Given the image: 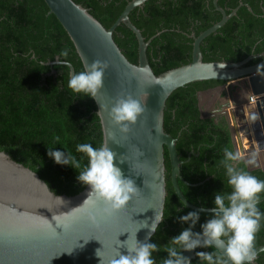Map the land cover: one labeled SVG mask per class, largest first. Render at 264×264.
I'll use <instances>...</instances> for the list:
<instances>
[{"label": "trees", "instance_id": "16d2710c", "mask_svg": "<svg viewBox=\"0 0 264 264\" xmlns=\"http://www.w3.org/2000/svg\"><path fill=\"white\" fill-rule=\"evenodd\" d=\"M75 1L88 7L109 28L130 0ZM240 2L245 5L237 14L202 42L204 61H240L264 51V0H219V5L230 13ZM49 10L45 0H0V149L36 171L56 193L75 195L86 187L78 175L88 164V157L77 151V145L89 143L99 148L103 144V132L95 100L68 87L70 69L61 64H42L59 57L72 63L75 73L84 71L70 36ZM130 18L146 40L161 31L147 48L149 63L158 75L189 63L193 51L190 34H200L218 22L222 14L213 0H148L143 7L135 8ZM113 36L126 57L137 63L138 40L133 31L121 24ZM64 49L69 50L67 57L60 55ZM260 60L254 58L249 64ZM52 69L57 75L45 76ZM247 91V85L241 81L205 80L178 88L167 100L164 127L174 137L180 133L176 147L183 161L182 177L191 184L209 178L201 185L178 179L185 197L197 206L215 207L216 194L226 196L232 191L222 161L224 149L235 151V146L223 110L229 98L236 104L246 103ZM210 107L214 108L211 111L214 114H205ZM50 148L71 153L81 162V168L56 163L48 155ZM165 157L164 220L148 241L160 248L152 254L156 264H163L168 258L165 248L179 250V246L169 244L189 227L179 217L195 211L187 208L174 190L167 148ZM245 170L264 180V154L263 159L258 154L257 166H247ZM258 208L264 213V201ZM210 218L211 213H201L193 231L202 232L201 225ZM259 245H264V220L257 233L256 247ZM197 251L214 249L200 247ZM256 261L264 264V251ZM191 264L207 262L197 256Z\"/></svg>", "mask_w": 264, "mask_h": 264}, {"label": "water", "instance_id": "95a60500", "mask_svg": "<svg viewBox=\"0 0 264 264\" xmlns=\"http://www.w3.org/2000/svg\"><path fill=\"white\" fill-rule=\"evenodd\" d=\"M147 1L130 0L118 19L106 28L88 7L75 0H45L49 12L57 17L70 36L84 70L85 60L88 64L95 60L109 64L104 87L94 99L102 126L103 143L108 142L109 147L117 153L116 163L125 177L135 181L140 192L125 210L94 223L83 214V207L87 205L79 207L89 194L88 185L75 195L58 194L36 171L0 149V264H101L102 258L106 260L115 253L113 246L118 243V239L126 241L131 233L135 234L141 227L139 222L144 221H147L149 227L141 228L136 238L141 243L148 242L146 237L156 214L164 218L167 197L166 148L171 164L172 184L179 199L187 208L199 211L200 214L211 213L213 207L197 206L181 191L178 179L186 184L191 183L181 174L183 161L176 147L180 133L174 137L164 127L168 98L175 90L187 84L205 80H237L245 83L249 100L236 104L229 98L223 113L232 133L235 150L239 149L246 156L257 152L263 159L264 51L240 61H204L201 49L204 39L216 33L245 4L240 2L227 13L219 5V0H213L222 18L200 34L193 32L190 35L193 38L192 60L157 75L149 63L147 48L161 31L146 40L142 30L130 18V13L137 7H143ZM246 6L252 11L250 5ZM121 24L136 35L137 63L126 57L114 39V32ZM254 58L261 60L249 64ZM57 60L60 58L42 64L58 65ZM71 65L70 72L75 73V67ZM47 75H57V72L52 69ZM120 93H131L141 99L147 108L127 133L114 125L108 112L101 108V105H108L110 110L113 98ZM226 94L229 95V90H226ZM252 96L255 97L253 101L250 99ZM231 113L239 116L238 122H234L236 129L231 121ZM246 114L249 118L255 114L257 120H248ZM137 148L143 152L139 158L135 154ZM120 155H125L128 161L120 164ZM206 180L191 185H201ZM199 248L183 251L182 254L192 262ZM261 249H264V245L257 246L258 255L263 252ZM97 250L101 257L97 255ZM120 251L127 254L126 247L120 248ZM256 260L253 264H258Z\"/></svg>", "mask_w": 264, "mask_h": 264}, {"label": "clouds", "instance_id": "9594fccd", "mask_svg": "<svg viewBox=\"0 0 264 264\" xmlns=\"http://www.w3.org/2000/svg\"><path fill=\"white\" fill-rule=\"evenodd\" d=\"M68 54V49L60 53L62 57H67ZM57 63L69 69L72 67L66 59L57 60ZM84 63V71L70 72L68 87L75 93H84L96 99L104 87L105 72L109 64L101 60H95L91 64L85 60ZM113 100L110 110L108 105H101V108L108 112L114 125L127 133L145 113L146 105L131 93H120ZM246 117L248 120H257L255 114L250 118L246 114ZM77 151L88 157V164L79 171L78 175V180L90 188L87 198L79 206L87 205L83 207V214L94 223H99L100 220L125 210L133 198L139 194L140 189L132 178L125 177L121 167L116 163L117 153L109 147L108 142L103 143L99 148H94L89 143L79 144ZM135 154L138 158L143 156L139 148L136 149ZM48 155L58 164H70L75 169L81 168V162L69 152L50 148ZM257 157V152L246 156L239 149L235 151L224 149L222 163L226 169L228 184L232 187L231 193L226 196L215 195V207L211 209V218L201 225L202 232L193 231L200 219L199 211H191L179 217L182 223H189V227L171 239L169 244L179 246V250L177 247L165 248L169 256L164 259L163 264H191L190 259L182 253L197 247L214 249L212 252L196 253L200 260L206 261L207 264H253L258 256L257 233L264 220V213L258 208L264 196V180L252 175L245 168L257 166ZM125 161H128L125 155H120L119 163L123 164ZM241 164L245 167H241ZM163 220L164 218L157 213L146 240H150ZM139 223L141 227L135 234L130 232L131 235L126 241H120L117 238L118 243L113 246L115 253L106 260L102 258L101 264H156L152 254L160 248L155 243H141L137 240V232L143 227H149L147 221ZM123 247L127 248V254L120 251ZM97 255L100 256L98 250Z\"/></svg>", "mask_w": 264, "mask_h": 264}, {"label": "rangeland", "instance_id": "374dc122", "mask_svg": "<svg viewBox=\"0 0 264 264\" xmlns=\"http://www.w3.org/2000/svg\"><path fill=\"white\" fill-rule=\"evenodd\" d=\"M232 109V108H231ZM230 110V109H229ZM232 111V110H231ZM230 117L232 118L231 119V121L233 122V126L235 127V129H236V126L234 125V122H235V120L238 122V120H239V116L238 115H236L235 113L233 114V113H231L230 114ZM239 126V128L241 127V125H238Z\"/></svg>", "mask_w": 264, "mask_h": 264}, {"label": "flooded vegetation", "instance_id": "af4514ba", "mask_svg": "<svg viewBox=\"0 0 264 264\" xmlns=\"http://www.w3.org/2000/svg\"><path fill=\"white\" fill-rule=\"evenodd\" d=\"M192 33H193V32H192ZM192 33H191V34H192ZM191 34H190V35H191ZM211 107H212V106H211ZM211 107H210L209 110H207V112H205V114H208V115H213V114H214L213 112H211V111H213L212 109H214V108H211ZM209 111H210V112H209Z\"/></svg>", "mask_w": 264, "mask_h": 264}, {"label": "crops", "instance_id": "0c3cea01", "mask_svg": "<svg viewBox=\"0 0 264 264\" xmlns=\"http://www.w3.org/2000/svg\"><path fill=\"white\" fill-rule=\"evenodd\" d=\"M217 99H221L220 96H217ZM223 101H225V99H223ZM226 108V107H225Z\"/></svg>", "mask_w": 264, "mask_h": 264}, {"label": "built area", "instance_id": "2783aa9c", "mask_svg": "<svg viewBox=\"0 0 264 264\" xmlns=\"http://www.w3.org/2000/svg\"><path fill=\"white\" fill-rule=\"evenodd\" d=\"M254 98H255V97H254V96H252L250 99L253 101V100H254Z\"/></svg>", "mask_w": 264, "mask_h": 264}]
</instances>
